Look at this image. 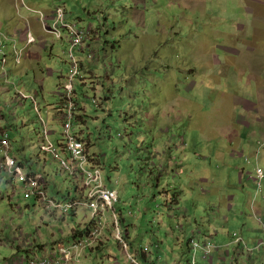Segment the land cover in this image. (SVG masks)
<instances>
[{"label":"rangeland","instance_id":"rangeland-1","mask_svg":"<svg viewBox=\"0 0 264 264\" xmlns=\"http://www.w3.org/2000/svg\"><path fill=\"white\" fill-rule=\"evenodd\" d=\"M4 1L14 15L7 20L0 16L1 31H9V22L18 19L12 3L24 7L21 13L63 6L69 22L91 30L88 51L94 58L84 62L80 82L81 73L74 79L76 114L81 117L74 120L73 128L86 143V167L101 168L104 186L107 177L113 184L118 181L115 208H127L138 229V241L154 257L160 255L153 264H178L175 260L182 257L179 264L209 263L202 248L188 251L186 245L175 244L182 231L199 243L212 237L215 246L220 242L213 229L230 245H236L232 234L241 236L244 225L263 231L258 217L264 219V215L255 217L247 201L251 194L264 208V177L260 191L257 182L251 181L258 167L264 172V144L238 134L243 130L239 122L245 116L243 100L247 103L258 85H264V0ZM32 30L39 39L38 29ZM23 36L4 45L7 55L14 48L22 52L21 64L3 66L0 55V111L4 115L0 127L8 130L10 153L31 158L33 171L44 170L49 178L42 180V190L48 188L53 194L60 190L54 195L60 200L63 192L74 189V179L57 160L38 153V146L43 128L40 116L52 132L50 138L54 134L62 139L58 113L66 93L62 76L69 70L68 50L64 42L43 36L48 50H38L35 61L25 55ZM229 49L257 55L235 62L223 56H238L235 51L227 53ZM101 78L107 85L103 90ZM245 88V93L239 90ZM108 89L111 98L102 101V108L96 107L93 90L101 103ZM18 92L29 99L20 101ZM260 93L264 96V86ZM30 97L36 98L40 113ZM1 129L0 138L6 133ZM5 153L0 148V159ZM5 172H0V264H13L22 255L13 245L21 237H45V226L65 229L67 223L77 226L79 221L90 226L91 209L74 205V216L69 210L65 221L52 218L42 204L34 207L33 199L24 198L27 188L22 181L10 186ZM157 180L155 200H146L153 190L147 183L156 185ZM75 184L82 191L77 200L84 201L88 188L83 187V192L81 178ZM65 195V201H77ZM46 197L51 200L47 193ZM112 230L107 247L84 250L77 264H127V254L132 252L119 248ZM151 235L154 242L162 241L159 254ZM245 235L249 241L256 234ZM261 236L259 242L264 241Z\"/></svg>","mask_w":264,"mask_h":264},{"label":"built area","instance_id":"built-area-1","mask_svg":"<svg viewBox=\"0 0 264 264\" xmlns=\"http://www.w3.org/2000/svg\"><path fill=\"white\" fill-rule=\"evenodd\" d=\"M22 6V5H21ZM38 16L39 22L41 24L42 30L49 36L52 40L57 42H64L67 46L68 55V65L69 70L66 73V81L64 88L66 90L65 98L63 102V108L61 111L60 119L62 121V140L60 144H55L50 136L51 130L48 128L47 124L42 120V130H41V141L38 146V153L50 155L52 158L60 163V166L65 169L72 178L79 177L82 180V188H88V194L84 195V201H65V202H54L48 200L46 197V192L42 190L41 184L37 176L28 174L24 169L18 164V161L10 156V141L8 140V135L6 133L2 134L0 139V148L5 150V157L0 159V172L7 171L13 183L15 180H20L23 182L27 191L24 192V198L32 199L36 198L44 208L49 212L52 209L60 210L62 212L68 213L74 207L80 205L81 207H87L91 209L93 217H103L106 211L110 210L112 214V224L114 228V235L117 240L118 245L123 250L127 252L129 250V243L121 229V224L115 213L114 205L118 202V193L115 189H111L104 186L103 178L101 172L98 169H88L86 168L87 156H86V144L79 137L75 135L73 129V123L76 116V110L78 104L74 99L75 87L74 79L81 73L82 57L77 54H83L87 59H93L94 55L92 52L88 51V41L90 38V30L87 28L79 27L77 23L69 22L67 19V12L63 6H57L53 10L43 11L29 9ZM7 40L11 38L0 33V55L2 56V64L7 63V57L4 51V45ZM26 42L27 44H33L36 42V38L29 31L26 32ZM15 60L19 62L20 55L15 51ZM18 97L27 98L22 93H17ZM33 105H35V110L39 113L37 104L34 98ZM93 103L96 104L97 101L93 99ZM258 155V152L256 153ZM257 157V156H256ZM256 181L258 184L259 191L261 190V181L264 177V172L261 168L256 170ZM83 188V192L85 189ZM75 205V206H74ZM95 215V216H94ZM100 219L93 229L88 232L87 236H82L80 239L75 240L69 245H54L52 248L44 250L41 255L39 253L30 255L26 262L27 264H71L73 261L79 260L81 253L84 250L92 248L99 236L103 233L104 224ZM258 221L264 225V221L258 218ZM264 231V228H263ZM234 243L237 246H242L243 250L247 248L242 236L237 232L232 234ZM203 243H199L196 239L190 240V246L192 249L200 247L203 250L204 259L212 262L214 257V252L218 250V246H215L212 242V237H206ZM264 245V241L259 242L254 241V247L259 248ZM249 249V248H248ZM130 252V251H128ZM124 253V254H125ZM127 262L129 264H140L138 258L132 253L127 254Z\"/></svg>","mask_w":264,"mask_h":264},{"label":"crops","instance_id":"crops-1","mask_svg":"<svg viewBox=\"0 0 264 264\" xmlns=\"http://www.w3.org/2000/svg\"><path fill=\"white\" fill-rule=\"evenodd\" d=\"M10 2L12 3L11 0H10ZM12 4L14 6V3H12ZM21 14H22L21 16H15L18 19L12 20L9 22L10 28H9V31H7L6 33L12 34V36L14 38L18 39V37L23 36V31H24L25 25L27 22H29L34 29H38V34L40 35L41 30L39 27L38 17L35 14L33 15V13L31 14L29 11H26L25 13H21ZM12 15H14V13L11 12V6L9 4L5 3L4 0H2L0 2V16L3 19L7 20V19L11 18ZM0 31H1V29H0ZM39 39H41V38H39ZM40 42L41 41H39L35 45H31V46L27 47L25 49V51H26L25 55L36 61L35 58L37 57V53H38L37 51L44 49ZM234 51L238 54V56L231 57V56H227L226 54H224L223 55L224 58H227L229 60H236L235 62H238L242 58H244L245 56H249L250 54H251V56L257 55L256 53H254L252 51H249L248 54L247 53L243 54V50H241V49H237V50H233V49L230 50L229 49L227 53L234 52ZM261 55L264 56V53ZM82 58L84 59V57H82ZM85 61L86 60H84V62ZM239 63H241V62H239ZM263 86H264L263 84L258 85V87H259L258 91L253 93V95H251V94L249 95L248 99L246 100L247 103L243 100V93H241L240 96L243 100L241 107L243 106V111H244L243 114L245 116L243 117V119L239 120V122L242 124L243 130L241 132H239V134H238L239 138H241V137L242 138L248 137L251 139L257 138L258 139L257 141H262V145L264 144V96L261 95L260 90L262 89ZM239 90L241 92L245 93V90H248V88H245L244 90H241V89H239ZM78 115H80V114H78ZM84 115L86 116L85 113H84ZM0 116H1L0 119H2L4 116L1 113V111H0ZM261 116H263V117H261ZM0 129H1V127H0ZM1 130L4 132L8 131L7 128H5V129L2 128ZM52 137H53V140L55 142H58V140L61 139L60 136L54 135V134L52 135ZM22 151L23 150H21V152ZM181 156L184 158L185 152L181 153ZM13 157H15L19 161V163H21V165L25 171L30 170L29 172L35 173L39 180L48 181V178H49L48 174L44 170L41 171L42 174L38 170H36V171L32 170L33 163L31 162L32 161L31 158L28 159L27 157H25V155H23L22 158H18L15 155H13ZM39 162H40V160H39ZM177 162H179L180 164H183V162L180 161V159H178ZM44 164H46V156H44ZM5 173L7 175L8 184L10 186H12V182H11L12 177L10 176L9 173H7V172H5ZM73 179H74L73 180V183H74L73 188L74 189L72 190L70 188L69 190L63 192V198L60 200L54 196L55 194H59L60 190L56 191V193L53 194V193H49L47 191L48 190V188H47L46 193L49 194V196H50L49 199L54 200L57 203H60V202L65 201L64 195L66 194L65 197L67 195L68 196L71 195L70 199L77 200V198L79 197V194L80 195L82 194V191H80L79 190L80 187L78 188L77 184H75V182L79 179V177H76ZM107 180L109 181L107 183L108 187L117 189L115 186L117 185L118 181H116L115 184H113L110 181L111 177H107ZM251 181L257 182L256 178H251ZM14 182H16V180ZM157 182L158 183L156 185H154L153 183H149V182L147 183L149 186L152 187L153 190L148 196H146V200H148L150 198H153L155 200L154 189L159 188L160 180H157ZM41 185L43 186V181H42ZM43 188H44V186H43ZM70 190L72 191L71 193L69 192ZM261 190H262V186H261ZM32 199L34 200V203H35L34 207L36 204L40 203L39 201H37L36 198H32ZM77 201H79V200H77ZM247 202H248V205L254 211L255 217L264 215V208L261 206L262 201L252 200V195L250 194ZM178 203H179L178 201H175V204H178ZM225 203H226V199H225ZM81 208H83V207H81ZM172 210H173V208H172ZM126 211H127L126 207H123V208L116 207L117 215L122 220L124 232H125L128 240L130 238L129 243H130L132 252H134V251L138 252L139 250H141V251L143 250V252H144L143 256L142 257L139 256V258L144 262V264H153L154 258H156L158 260L160 258L159 257L160 255H157L156 257H154L153 253H150L149 249L145 245H143V243H140L138 241V239L136 238V235H138V229L135 225L134 220L128 217V215H127L128 211L127 212ZM47 213H49V216H51L52 218L55 217V218L61 219L63 221H65V218L68 215V214H65L64 212H60V211L55 210V209H52ZM60 213H62V214H60ZM71 214L74 216L77 213H76V211L75 212L71 211ZM89 216H90V214H89ZM223 218L225 219L226 222L228 221V218H226L224 216H223ZM258 218H261V217H258ZM100 219H103V217L97 216L96 217V223H98V221ZM105 219H106V221L102 222V223H104L105 231H103L102 235L99 236L95 245L91 249H89L90 251H100V250L104 249L105 247H107L109 244V237L108 236H109L110 232H113V230H112V212L111 211L106 212ZM262 220L264 221V219H262ZM83 221L85 222L86 220H83ZM254 221H255V219H254ZM88 223H90V226L81 224L80 221L77 223V226L67 223L65 226V229L64 228L57 229V227H55L53 225L45 226L44 227L45 237L42 235H39V234H34L33 236H24V237L20 236L21 241L16 243V244L13 243V245H16V247L21 250L22 255L17 256V258L15 259L13 264H27L26 258L28 256H30V254H35L37 252L41 253L44 250L52 248L54 245H59V244L60 245H62V244L63 245H69V244H72L75 240L80 239L82 236L85 237V234L93 226L91 216L88 220ZM258 223L261 224L260 221H258ZM261 227H262V225H261ZM78 230L79 231L81 230L82 232H77ZM213 231H215V233L217 235V240H218V242H220L219 246L217 247L218 250H216L217 251V254H216L217 262L215 264H264V245H262L259 248L250 249V248L254 247V241L261 239L262 238L261 235H264L261 228L255 229V228H251L248 226V229H247V227L244 225L243 229L241 230L242 231L241 236L243 237L245 243L247 244V248L244 250H243L242 246L228 244L227 238H225L224 236H221L215 229H213ZM247 232L250 234H256V235L254 238L250 237L249 241H246V235L245 234ZM207 233H209V231ZM258 235L260 237H258ZM47 237H49L50 239H45ZM154 238L155 237H153V235H151V244L157 249V252L159 254V249H160V246L162 244V241L157 238L156 242H154L153 241ZM188 238H187L186 232L182 231V235L180 237H177L176 239H174V241H176L175 244L178 247L181 245H186V247L189 251L190 250V244H189ZM99 240H100V242H99ZM65 242H69V244L65 243ZM48 244H49V246H48ZM28 250H30L31 252L25 253ZM181 260H184V257H182ZM181 260H175V262L179 264L181 262ZM79 262H80V258L77 261L76 260L73 261L71 264H77ZM127 264H129V263L127 262ZM157 264H159V263L157 262ZM197 264H198V262H197ZM200 264H204V263L200 262ZM205 264H214V263L213 262H210V263L205 262Z\"/></svg>","mask_w":264,"mask_h":264},{"label":"clouds","instance_id":"clouds-1","mask_svg":"<svg viewBox=\"0 0 264 264\" xmlns=\"http://www.w3.org/2000/svg\"><path fill=\"white\" fill-rule=\"evenodd\" d=\"M21 8H24L23 6H18V5H15L14 4V9H15V11H16V13H17V16H21L22 14H21ZM34 10H37V9H34ZM31 11V10H30ZM31 13H33L32 11H31ZM33 14H35V13H33ZM36 15V14H35ZM37 16V15H36ZM38 17V16H37ZM38 21H39V19H38ZM39 27H40V30H41V34L39 35V38H41V39H38V37H37V35H35L34 34V32H33V30H32V26H31V24L29 23V22H27L26 23V25H25V28H24V36H23V40L24 41H26V32H27V30H28V28H29V31L30 32H32V34L34 35V37L36 38V42L35 43H33V44H30V45H35V44H37L39 41H41L40 43H41V45H42V47L45 49V50H47L48 49V47H47V42H48V40H46V39H48V38H50L49 36H47L46 35V33L42 30V27H41V24H40V22H39ZM89 29V28H88ZM90 32H91V30H90ZM0 33H4V34H6V35H8L11 39L12 38H14L11 34H8V33H6V32H3V31H0ZM91 35V34H90ZM43 36L46 38L45 40H43ZM8 41H10V40H7L6 42H8ZM6 42H5V44H6ZM53 42H55V43H57V41H54L53 40ZM88 44H89V42H88ZM66 45V44H65ZM67 47V46H66ZM82 55V56H81ZM78 56H80V57H84V59H83V61H82V66H81V75H80V78H79V80L83 77L82 76V68H83V66H84V60H89V59H87L83 54H79ZM3 65V64H2ZM75 86V85H74ZM74 95H75V93H74ZM63 102L64 101H62L61 102V107L63 108ZM78 104V103H77ZM62 111V110H61ZM61 111H59V113H58V119L60 120V122H61V124H62V121H61V119H60V115H61ZM75 120V119H74ZM74 124V123H73ZM74 129V128H73ZM75 132V131H74ZM87 166H88V159H87ZM86 168H88V169H96V168H89V167H86ZM99 170V169H98ZM100 171V170H99ZM30 174H32V175H35L36 176V174L35 173H33V172H30ZM102 176V175H101ZM38 178V177H37ZM103 181H104V179H103ZM104 183H105V181H104ZM118 184V183H117ZM108 187V186H107ZM110 188V187H109ZM111 189H115V188H111ZM116 191H117V189H115ZM117 193H118V191H117ZM118 198H119V194H118ZM119 201V200H118ZM114 209H115V213H116V215H117V212H116V208H115V205H114ZM110 211V210H109ZM112 212V211H111ZM112 214H113V212H112ZM117 217H118V215H117ZM119 219V218H118ZM94 220H95V223L93 224V226L90 228V230L91 229H93L94 227H95V225L97 224L96 223V217H94ZM106 221V220H105ZM104 221V222H105ZM120 224H122V223H120ZM112 227H113V224H112ZM103 231H104V229H103ZM89 232V231H88ZM123 233H124V235H125V237H126V234H125V232L123 231ZM87 235H88V233H87ZM86 235V236H87ZM127 239V241H128V243H129V240H128V238H126ZM98 240V239H97ZM97 242V241H96ZM189 244H190V240H189ZM119 248H120V246H119ZM190 248H191V246H190ZM91 249V248H90ZM121 249V248H120ZM122 250V249H121ZM123 251V250H122ZM129 251H131L132 252V250H131V246H130V243H129ZM37 253H39V252H37ZM37 253H35V254H37ZM42 253V252H41ZM133 253V252H132ZM134 254V253H133ZM31 255H33V254H31ZM135 255V254H134ZM137 258H138V260L139 261H141V259L139 258V256L138 255H135ZM29 257V256H28ZM27 257V258H28ZM26 258V259H27ZM80 258V257H79Z\"/></svg>","mask_w":264,"mask_h":264},{"label":"bare ground","instance_id":"bare-ground-1","mask_svg":"<svg viewBox=\"0 0 264 264\" xmlns=\"http://www.w3.org/2000/svg\"><path fill=\"white\" fill-rule=\"evenodd\" d=\"M68 16H69V14H68ZM71 16V15H70ZM27 17V16H26ZM25 17V18H26ZM28 18V17H27ZM74 20V19H73ZM23 25V24H22ZM12 35V34H11ZM15 36V35H14ZM20 36V35H19ZM13 39V38H12ZM29 46H31L30 44H27V42L25 41V49L27 48V47H29ZM24 49V50H25ZM15 51H16V53H18L19 55H20V60H19V62H17L16 60H15ZM21 53L22 52H19V51H17V49H13L12 51H11V53L10 54H6V57H7V63L5 64V65H3V66H7V65H12V64H15V66H17L18 64H21L22 63V58H21ZM2 60V59H1ZM7 74H9V71L7 72ZM63 78V77H62ZM66 77L64 76V78L63 79H65ZM75 87V86H74ZM18 95V94H17ZM27 97V96H26ZM19 98H21V97H19ZM31 98H34V97H30V99ZM29 99V97H27V98H21V100L20 101H23V102H25V101H27ZM35 99V101H36V98H34ZM32 100V99H31ZM37 104V103H36ZM37 108H38V110H39V113H40V109H39V107L37 106ZM40 119H41V122H42V117L40 116ZM46 123V122H45ZM47 124V123H46ZM48 126V125H47ZM49 128V127H48ZM50 129V128H49ZM1 132V131H0ZM6 134L8 135V131L6 132ZM62 136V135H61ZM2 137V136H1ZM51 137V136H50ZM81 137V136H80ZM1 139V138H0ZM8 140H9V135H8ZM52 141H53V139H51ZM62 139H59L58 140V142H55V141H53L55 144H57V145H59L60 144V141H61ZM10 141V140H9ZM10 152H11V149H10ZM10 156H12L13 157V155L10 153ZM15 160H17L15 157H13ZM18 161V160H17ZM18 164L22 167V165H21V163H19V161H18ZM23 168V167H22ZM24 169V168H23ZM33 170V169H32ZM25 171V170H24ZM26 173H30L29 171H25ZM37 176V175H36ZM42 183V182H41ZM63 202H65V201H63ZM46 210V209H45ZM73 210V209H72ZM79 228V227H78ZM56 231V230H55ZM71 231V230H70ZM81 231V230H80ZM73 232V231H72ZM62 233V232H61ZM71 233V232H70ZM36 240V239H35ZM64 241V240H63ZM71 242V241H70ZM99 242H100V240H99ZM68 244H69V242H67ZM94 249V248H93Z\"/></svg>","mask_w":264,"mask_h":264},{"label":"trees","instance_id":"trees-1","mask_svg":"<svg viewBox=\"0 0 264 264\" xmlns=\"http://www.w3.org/2000/svg\"><path fill=\"white\" fill-rule=\"evenodd\" d=\"M108 43V40H105L104 41V43ZM90 44V43H89ZM63 78H64V75L62 76ZM106 81L108 82V77H106ZM79 82H80V80H79ZM100 83H101V85H102V90L103 89H105L106 87H107V85H106V82H103V79L101 78V80H100ZM93 92H94V97H93V99L94 100H96L97 101V103L96 104H94L96 107H100V108H102L101 106L104 104L103 102H105L106 100H109L110 98H111V95H112V92L108 89V90H106V92H104V97L102 98V99H100L101 100V103H99V101L96 99L97 97H96V92H95V90H93ZM103 101V102H102ZM77 117H81V116H79L78 114H76V116H75V121H77ZM74 121V122H75ZM73 126H74V124H73ZM75 135L77 136V137H79L82 141H84V139H82L81 137H80V135H81V133H77V131L75 132ZM85 142V141H84ZM86 144V143H85ZM101 161V160H100ZM101 164V162H99V165ZM96 169H99L100 170V172H101V168L99 167V168H96ZM71 211H73V210H71ZM70 211V212H71ZM119 218V217H118ZM92 222H93V224L95 223V220L93 219L92 220ZM119 222L120 223H122V220L119 218ZM89 226V225H88ZM88 231H90V229L88 230ZM77 232H82V231H77ZM88 233V232H87ZM87 233L85 234V236L87 235ZM126 238H127V236H126ZM135 255H138V256H140V257H142L143 256V250L141 251V250H139L138 252L137 251H134L133 252Z\"/></svg>","mask_w":264,"mask_h":264}]
</instances>
